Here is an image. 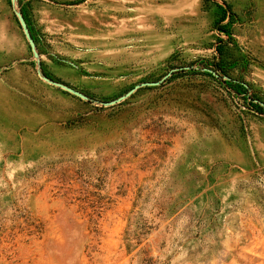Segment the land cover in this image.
<instances>
[{"label": "rangeland", "instance_id": "1", "mask_svg": "<svg viewBox=\"0 0 264 264\" xmlns=\"http://www.w3.org/2000/svg\"><path fill=\"white\" fill-rule=\"evenodd\" d=\"M1 48L0 264H264V0H0Z\"/></svg>", "mask_w": 264, "mask_h": 264}, {"label": "crops", "instance_id": "2", "mask_svg": "<svg viewBox=\"0 0 264 264\" xmlns=\"http://www.w3.org/2000/svg\"><path fill=\"white\" fill-rule=\"evenodd\" d=\"M35 43H36V48L39 51L38 45L41 46L39 40L35 41ZM3 49L4 48H1L0 51H3ZM4 57H5V60H6L9 57L13 58L14 55L12 53H10V52H5ZM17 60H25V62L21 63V61H20V63H19ZM57 60H60L61 62H64V65L67 66V60L61 59V58H57ZM13 61L14 62L11 63V64L2 65L1 70H3L4 72L6 71L7 75L11 76L12 78H14V77L23 78L24 79L25 89H27V87L29 85H32V87H33V84H34L35 86L39 87L43 91L46 90L49 94H51V98H50V96H48L47 101L48 102L51 101L52 103H54V101H55V97L54 96L56 95L57 91H59L58 93H61V95H64V94L67 95V91L66 90L58 88L55 85L45 81L40 76L41 69H40V72H39V68L37 66H32L30 63H27L28 62V58L27 57H25V56L22 57V58L16 57V59L13 60ZM63 83L67 84L66 81H64ZM60 90L64 91V92H60ZM69 95H71V94H69Z\"/></svg>", "mask_w": 264, "mask_h": 264}, {"label": "water", "instance_id": "3", "mask_svg": "<svg viewBox=\"0 0 264 264\" xmlns=\"http://www.w3.org/2000/svg\"><path fill=\"white\" fill-rule=\"evenodd\" d=\"M16 15H17L18 21L20 23V26L22 28V31L24 33V36H25L26 40L28 41V43L30 45L31 50L33 51L34 55L37 56L38 55V51H37V48H36V44H35V41L33 40V37H32V35H31L30 31H29V27L27 26L25 18L23 17V15L19 11L16 12ZM41 77L45 81H47V82H49V83H51V84H53L55 86H58L61 89L66 90L67 92H69V93H71L73 95H76V96H78V97H80L82 99H86L87 98V96L84 93H82L81 91H79V90H77V89H75V88H73V87H71V86H69V85H67L65 83L54 81V80L48 78L46 75H43V74L41 75ZM157 83L158 82H144V83L136 84L126 94L122 95L121 97H119L116 100L111 101L109 103H114L116 101H119V100L123 99L124 97L129 95L131 92H133L136 88H138L140 86L157 84Z\"/></svg>", "mask_w": 264, "mask_h": 264}, {"label": "trees", "instance_id": "4", "mask_svg": "<svg viewBox=\"0 0 264 264\" xmlns=\"http://www.w3.org/2000/svg\"><path fill=\"white\" fill-rule=\"evenodd\" d=\"M222 28V27H221Z\"/></svg>", "mask_w": 264, "mask_h": 264}]
</instances>
